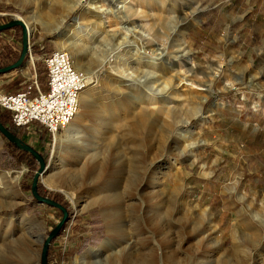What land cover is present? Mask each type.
<instances>
[{"label":"rangeland","instance_id":"1","mask_svg":"<svg viewBox=\"0 0 264 264\" xmlns=\"http://www.w3.org/2000/svg\"><path fill=\"white\" fill-rule=\"evenodd\" d=\"M233 1L0 0V25L13 19L22 21L25 26L28 24V45L35 66H31V59L27 55L20 67L22 74L18 69L0 75V90L16 92L22 89L32 81L34 72L42 90L46 87L43 58L55 50H61L59 47L66 48L67 39L72 36L79 38V31L83 29H72V33L68 34L66 26L78 15L85 28L93 27L96 20L104 17L111 23L105 25L101 36L107 33L120 38L114 43L115 47L110 42L103 47L100 45L104 55L98 59L99 62L81 66L85 69L82 72L88 76L85 88H90L88 102L94 108L82 110L71 127L78 129L87 126L91 119L104 113L110 105L121 108L127 95L139 99L137 108L132 110L133 118L143 116L142 125L135 126L131 132L129 128L133 127V119L109 132L106 129L95 133H103V141L98 145L96 137L93 142L85 144L87 132L79 141L83 145L73 147L68 143L58 153L53 167L57 137L53 142L36 124L19 130L20 140L46 158L45 171L37 182L43 196L40 197L59 202L67 214L61 229L48 246L46 264H75L77 258L94 249H98V254L102 256L107 255L111 250L119 249L115 241L125 242L127 236L138 228L144 233L141 237L147 243L157 246L159 237L150 235V228L155 225H146L145 220L155 211L154 207L164 206L170 192L176 196L175 207L179 214L175 217L179 222L188 220L197 228L203 222L202 214L211 219L210 227L215 232L214 242L218 246L213 248L209 245L210 253L205 264H264V79L252 70L247 72L248 58L239 56L236 43L231 47L234 51L225 52V56L216 46L225 31L226 14L232 16L236 12L229 9ZM95 6H100L99 11L106 9V12H96ZM109 9L118 11V16L108 13ZM206 10L214 14L209 26H205L209 29L202 30L199 24ZM61 17H67L65 22H60ZM179 23L186 28L183 41L189 60H177L178 54H171L169 49L165 59L148 67L166 83L168 90L165 92L155 91L153 83L149 88L129 81L120 83L117 76L121 74L116 73V70L119 71L116 67L98 69L100 60L110 59L117 52L120 56L125 49L131 53L135 51L125 48L132 41V35L139 38V44H145L151 38L153 43H166V36L169 35L166 26ZM135 31H140L142 35ZM120 39L128 43L118 49ZM84 44L97 45L92 42ZM153 48L156 46L148 49ZM21 52L22 29L19 26L0 32V69L6 67L11 59L20 56ZM67 52L72 54L71 50ZM87 55L85 53L84 58L89 60ZM118 84L130 87L119 89ZM208 84L212 85L210 90L207 89ZM98 98L100 103L96 102ZM133 103L134 100L127 107ZM198 108L200 112L197 113ZM0 112L6 115L1 109ZM179 120L188 123L180 126L177 124ZM63 133L59 136L63 137ZM188 143H194V148L188 149ZM173 147L176 152L192 154L187 159L177 160ZM5 152L7 155L1 154ZM142 154L147 172L136 188L139 195L136 199L140 197L142 204L137 200L126 202L125 211L131 210L132 213L124 217L121 231L112 237L99 203L104 194L109 196L111 203H115L120 197L126 198L127 194L136 193L135 187L141 177L133 161ZM159 157L165 166L174 165L162 179V186L152 193L148 189V181L154 176L155 161ZM97 160L103 163L102 168H96L94 163ZM38 168L39 163H18L17 158L8 152L0 134V172L21 173L14 183L15 193L7 192L3 197L5 201L12 198L14 204L11 210L2 211L1 216L24 217L37 223L43 231L42 242L33 243L25 253L28 264H41L44 240L63 217L61 210L39 203L33 197L30 186ZM104 170L108 178L105 177L106 187L104 183L100 184L103 188L101 194L102 190L93 185ZM76 195L80 196V207H76L72 198ZM150 197L153 202L143 203ZM91 201L94 202L93 206L82 208ZM130 204L134 205L131 207ZM95 219L100 228L91 230L90 222ZM197 241L183 246L180 264L197 263L191 259ZM199 241L204 243L202 235ZM157 252L160 253L158 249ZM13 254L17 253L13 251ZM20 254L24 256L23 251ZM89 262L94 263L95 259L90 256Z\"/></svg>","mask_w":264,"mask_h":264},{"label":"bare ground","instance_id":"2","mask_svg":"<svg viewBox=\"0 0 264 264\" xmlns=\"http://www.w3.org/2000/svg\"><path fill=\"white\" fill-rule=\"evenodd\" d=\"M99 8L100 6L94 7V9L97 10L96 12H102V11L106 12V9L99 11L98 10ZM107 12L114 13L116 14V16H118L117 14L118 11H113L112 9H109ZM66 18L67 17H61L60 22L61 23L65 22ZM126 19L128 18L126 17ZM20 22L24 25L22 21ZM109 23H111L109 19H105L104 17H101L100 19L96 20L93 27L85 28L82 27L81 18L80 15H78L74 17L73 20L66 26L67 33L68 32L70 33L71 32L70 30L72 29L76 31V29L83 28L81 31H79V38L78 36L76 38L75 36H72L69 39H67L68 44L66 45V48L59 47V49L64 51L71 50L72 54L70 55L73 59L74 67L78 71L81 70L80 72H82V69L84 68H82L81 66H83L84 64L85 65L93 64L95 63V61H98V59L104 55L103 54L104 50L100 48V45L103 47L108 45L109 42L112 45H114V43L118 40V38H120L116 34H107V33L106 35L101 36L103 32L102 30L104 29L105 25ZM26 26H28V24H26ZM26 26L24 25L25 37H26V41L28 42L30 36ZM166 30H168L169 35L166 36L165 40H167L168 43L167 41L166 43H163L162 41L161 44H156L153 43V39L151 38V40L148 41L146 40L147 42L145 44H139V38L137 39L136 36L134 37V35L132 34H131L132 41L130 43L125 42L124 39H120L119 42H117L118 49L123 45L126 46V44L128 43L129 45L126 46L125 48L127 47L131 49L133 48L135 51L131 53L130 50L125 49V51H123L122 55L120 56H118V52H117L115 53V55L113 54V56H115L114 58H112L113 57L112 56L110 59L100 60V63L98 64V69L102 70L106 66L116 67L119 69V71L116 70V73L121 74V76L120 75L117 76L118 79L120 80L119 81L120 83L124 81H129L136 85H139L140 87H146V88H149L148 86L153 83L155 85L154 86L155 91H158L160 93L165 92L166 90H168L166 83H163L161 77L151 72V70H149L148 67L156 64V61L165 59V57L168 56L167 51L169 49L171 54L173 55L175 53L178 54L176 57L177 60L179 59L189 60L188 52L186 51L185 43L183 41L184 35L186 33V28L184 27V25L180 23L177 25L169 24L166 26ZM131 31L133 32V30ZM139 32L140 31H135V33L137 34H139ZM84 42H92V44L96 43L97 45L89 46L84 44ZM153 45L156 46V48H153V50L148 49L149 47H153ZM115 46L116 44L114 45V47ZM85 53H88L89 60L84 58ZM152 54L155 55L153 57L148 56ZM31 62H33L32 57H31ZM216 71L218 72V69H216ZM82 73L83 75H87V73L84 72ZM179 82H177V84H179ZM118 87H120L119 89H121V87L122 88L130 87V85L118 84ZM211 87L212 85L208 84L207 89L210 90ZM89 92H90V88H87L86 90L84 89L83 92L80 94L78 111L75 117L73 118L72 122L64 130L63 137L59 135L56 136L57 139L55 141V148L53 152L52 167L55 166V162L57 161V159L55 158L57 157L58 153L61 152L68 143L72 144L73 147H76V144L83 145L79 141L83 138L84 134H87V132H89L87 134V137L85 138V140L83 139L85 141V144L93 142V140L96 137L95 142L96 145H98L101 144V142L103 141V133L94 135L95 133H99L100 131L103 132L106 129L107 132H109L113 130L115 127L126 123V121L128 120L131 121L133 119L134 122L133 127L131 129L129 128V132H131L132 130H134L135 126H141L143 123V116H140L138 118L135 117L133 118L134 112L132 110L133 108L135 109L137 108L136 106L138 105H136V102H138L139 99L137 98L135 99V97L133 96L131 97L127 95L126 98L124 99V103L121 108L118 105L115 106L110 105L106 107L104 113L98 114L93 119H91L87 126H82L81 128L78 129L71 127L72 123L77 122L78 118L81 115L82 110H88L89 108L93 107L92 106L93 104L90 101L88 102ZM204 99L205 98L201 99L200 101H203ZM133 100H134L133 105L127 107V104ZM96 102L100 103L101 102L100 98H98ZM120 111H123V113H119ZM198 112H200L199 108L197 109V113ZM187 123H188L187 121H183V120H179L177 122V124H180V126H185L187 125ZM187 148L188 149L194 148V143H188ZM172 149H174L173 155L174 157L177 158V160L182 158L187 159L192 154V153L190 154L184 153L181 151L176 152L175 150L176 148L174 147ZM75 152L76 151H74V153ZM87 153L85 154L87 155ZM133 162L136 163L135 168L136 170L138 169L137 174L141 177L140 182L135 187L136 189L137 187H139L140 183L145 179L147 166L144 162L143 154L140 156V158H138L137 160L135 159ZM94 164L96 168H102L103 163L97 160ZM173 165L174 163L165 166L163 159L161 157L157 158V160L155 161L154 176H152L150 181H148V187H150L148 189H150L152 193H155L156 192L155 190L159 189V187L162 186V181L164 180V177L168 175L169 173L168 170ZM90 170L88 169V171ZM20 175L21 173L10 174L6 172L5 173L0 172V264H26L27 263V255L25 254L26 251H29V247L33 243L35 242L41 243L43 240V231L34 221H31L29 219H24V217L23 218L16 217V215L1 216L2 211H7L9 209L11 210L14 204L13 201L11 200L12 198L11 199L9 198V200L5 201L3 197L7 192L12 194L15 193L16 190L14 188L15 187L14 183L19 179ZM87 176L90 177V175L88 174ZM99 176L100 177L98 181L94 183L93 187L102 190L103 188L100 186L102 185V183L106 181L105 177L108 176V173L104 170ZM100 193L102 194L103 190L100 191ZM137 196L139 195L137 194V189H136L135 194L129 193L127 194L126 198L120 197V199L115 201V203H111L109 201V196L106 194H104V196L102 197L99 203V207L101 208V213L104 217L106 225L109 226V232L112 237L113 235L121 231L124 217L128 216V214L131 215L132 213L131 210L127 212L125 211L124 207L126 206V202L137 200L140 201V204H142L140 197L136 199ZM79 197H80L79 195L72 196V198L76 203V207H80ZM148 201L153 202V198L150 197L147 201L143 203H146ZM176 202H177L176 196L172 195V192H170V195L166 196L164 206H162L161 208L154 207L155 211H153V213L149 215L148 219L145 220L146 225H150V226L155 225L154 228H150V235L154 237L155 236L159 237L157 246L151 243H147L145 239L141 237L144 233L138 228L133 230L127 236L128 239L125 242L123 241L120 242L118 240L115 241V244L119 248L118 250H114V251L111 250L109 254L102 256L98 254V249H94L91 253L88 254L84 253L79 258H77L75 264H180L183 246L196 239H198V241H197V245L195 243L196 248L194 252H192L193 254L191 255L192 256L191 259L193 261H197L196 264H203V263L205 264L206 257L210 253V251H208L209 245L213 246V248L215 246L216 247L218 246L217 242H214L215 237L213 236L215 232L210 227L211 219L207 215L202 214L203 222L201 223V226L197 228L193 227L192 222L188 220H185L184 222H179V220L176 219L175 217L176 215L179 214V210L175 207ZM155 204L157 205V203ZM93 205L94 202L92 201L87 202V204H85L82 208ZM131 205L133 206L134 204H130V206ZM201 235L204 238V243L199 241ZM157 249L160 251V253L157 252ZM13 251L14 253L16 252L17 254L14 255ZM22 251L24 252V256H21L20 254L22 253ZM90 256H92L95 259L94 263L89 262Z\"/></svg>","mask_w":264,"mask_h":264},{"label":"built area","instance_id":"3","mask_svg":"<svg viewBox=\"0 0 264 264\" xmlns=\"http://www.w3.org/2000/svg\"><path fill=\"white\" fill-rule=\"evenodd\" d=\"M27 55L31 59L29 45ZM43 63L47 91H41L34 72L32 81L26 82L22 89L16 92L0 90V109L10 113V123L15 128L24 129L36 124L54 142L75 117L88 76L74 67L71 55L64 50L47 54ZM30 64L35 68L34 62Z\"/></svg>","mask_w":264,"mask_h":264},{"label":"crops","instance_id":"4","mask_svg":"<svg viewBox=\"0 0 264 264\" xmlns=\"http://www.w3.org/2000/svg\"><path fill=\"white\" fill-rule=\"evenodd\" d=\"M229 9L234 12L236 10V12L232 16L226 14L225 31L217 40L216 46L222 50L225 56V52L234 51L231 47L236 43L239 48V56L248 58L246 65L249 66V70L247 72L252 70L264 79V0H234ZM213 14L214 12L211 10L204 12L199 24L202 30L209 29L205 26L210 22ZM193 33L195 34V32ZM19 71L20 74L23 73L21 69ZM262 112H264V106ZM90 223L91 230L100 228L98 220H92Z\"/></svg>","mask_w":264,"mask_h":264},{"label":"water","instance_id":"5","mask_svg":"<svg viewBox=\"0 0 264 264\" xmlns=\"http://www.w3.org/2000/svg\"><path fill=\"white\" fill-rule=\"evenodd\" d=\"M17 26H19L22 29V52H21L18 60L14 64L0 69V75L6 74V73L11 72L13 70L20 69V67L23 65L25 57L27 56L28 43L29 42L26 41L24 25L20 21L13 19L12 21H10L6 24L0 25V32L4 31L6 29H9V28L17 27ZM0 134L3 137H5L10 143H12L19 150H22V151H25V152H28L29 154H31L39 163V168H38V171L34 174L33 181H32V187H31V192H32V195L35 198V200L38 201L39 203L46 204L48 206L59 209L63 213L62 220L50 232V234L48 235L46 240H44V243L42 246V251H41V264H46L48 246H49L51 240L58 234L59 230L61 229L63 223L65 222L67 214L61 206H59L58 204H56L55 202H53L47 198L40 197L36 192L37 182L39 180V177L42 176L43 172L45 171V163H44L41 155L39 153H37L32 147L26 145L20 139H18L14 135H12L7 130V128L4 127L1 123H0Z\"/></svg>","mask_w":264,"mask_h":264},{"label":"trees","instance_id":"6","mask_svg":"<svg viewBox=\"0 0 264 264\" xmlns=\"http://www.w3.org/2000/svg\"><path fill=\"white\" fill-rule=\"evenodd\" d=\"M19 56L18 57H15L13 59L10 60V63L7 66H10L12 64H14L17 60H18ZM38 81V80H37ZM38 84H39V81H38ZM43 92H46L47 91V85L46 87H43L42 90ZM4 111V110H3ZM6 113L3 114L0 112V123L7 128V130L12 134L14 135L15 137H17L18 139H20V135L18 134L19 133V130H22V129H17L15 128L14 126H12V124L10 123V113L7 112V111H4ZM8 114V115H7ZM2 136V135H1ZM2 140L4 141L5 143V146L7 147V150L8 152L11 154V155H14L17 160H18V163H21V162H28L30 163L31 165H36L38 164L37 160L31 155L29 154L28 152H25V151H22V150H19L18 148H16L12 143H10L5 137L2 136ZM2 155H7V152L5 153H1ZM42 159L44 162H46V158L44 156H42ZM7 168V167H5ZM32 187V184L30 186V189ZM39 183H37V193L39 196H42L41 193H40V190H39ZM43 197V196H42ZM58 203L62 208L64 207L62 204H60L59 202H56ZM49 257V251L47 252V259Z\"/></svg>","mask_w":264,"mask_h":264}]
</instances>
